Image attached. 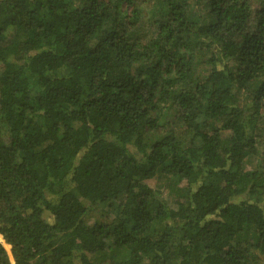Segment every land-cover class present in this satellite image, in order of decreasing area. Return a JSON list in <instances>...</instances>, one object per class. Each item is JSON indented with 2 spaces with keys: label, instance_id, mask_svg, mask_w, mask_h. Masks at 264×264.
Here are the masks:
<instances>
[{
  "label": "trees",
  "instance_id": "16d2710c",
  "mask_svg": "<svg viewBox=\"0 0 264 264\" xmlns=\"http://www.w3.org/2000/svg\"><path fill=\"white\" fill-rule=\"evenodd\" d=\"M263 108L264 0H0V264H264Z\"/></svg>",
  "mask_w": 264,
  "mask_h": 264
},
{
  "label": "rangeland",
  "instance_id": "374dc122",
  "mask_svg": "<svg viewBox=\"0 0 264 264\" xmlns=\"http://www.w3.org/2000/svg\"><path fill=\"white\" fill-rule=\"evenodd\" d=\"M262 115L264 117V108L262 110ZM256 154L253 156L249 157L245 162H244V169L247 171H255L258 169V166L260 162L263 164V169H264V135L261 137H258L256 139ZM153 184L156 187H162L164 185V182L162 180H159L158 178L153 180ZM166 193L168 192L165 190ZM11 257V255H10ZM12 259V257H11Z\"/></svg>",
  "mask_w": 264,
  "mask_h": 264
}]
</instances>
